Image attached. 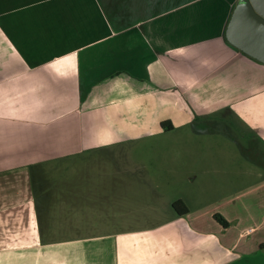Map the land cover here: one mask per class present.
I'll use <instances>...</instances> for the list:
<instances>
[{
  "label": "crops",
  "instance_id": "obj_1",
  "mask_svg": "<svg viewBox=\"0 0 264 264\" xmlns=\"http://www.w3.org/2000/svg\"><path fill=\"white\" fill-rule=\"evenodd\" d=\"M237 2L0 0V264H264V165L210 186L208 215L127 151L220 112L264 139V62L226 37Z\"/></svg>",
  "mask_w": 264,
  "mask_h": 264
},
{
  "label": "rangeland",
  "instance_id": "obj_2",
  "mask_svg": "<svg viewBox=\"0 0 264 264\" xmlns=\"http://www.w3.org/2000/svg\"><path fill=\"white\" fill-rule=\"evenodd\" d=\"M180 117L183 119L182 115L176 116V121ZM241 122L242 118L231 113L211 114L193 125L183 123L167 131L156 129L146 138L132 141L127 151L134 161L142 160L134 166L145 163L155 182L170 192V199L185 197L192 209L207 207L209 215V199L221 197L209 191L210 186L221 182L222 191H231L237 176L244 174L246 182H254L262 167L259 164L264 165V139L255 140L253 131L243 130ZM123 145L121 150L126 148ZM242 146L246 148L245 155ZM86 165L91 170L93 164ZM96 165V169L109 167L105 161ZM77 169L80 170L79 164Z\"/></svg>",
  "mask_w": 264,
  "mask_h": 264
},
{
  "label": "water",
  "instance_id": "obj_3",
  "mask_svg": "<svg viewBox=\"0 0 264 264\" xmlns=\"http://www.w3.org/2000/svg\"><path fill=\"white\" fill-rule=\"evenodd\" d=\"M226 37L264 62V0H238L227 25Z\"/></svg>",
  "mask_w": 264,
  "mask_h": 264
},
{
  "label": "trees",
  "instance_id": "obj_4",
  "mask_svg": "<svg viewBox=\"0 0 264 264\" xmlns=\"http://www.w3.org/2000/svg\"><path fill=\"white\" fill-rule=\"evenodd\" d=\"M229 109L230 108H226L225 111H228ZM163 125L166 129H172L173 128V124L169 120L163 121ZM174 207H175V209H177V211L179 213L184 214V213H187L189 211L187 204L182 199L175 201Z\"/></svg>",
  "mask_w": 264,
  "mask_h": 264
}]
</instances>
